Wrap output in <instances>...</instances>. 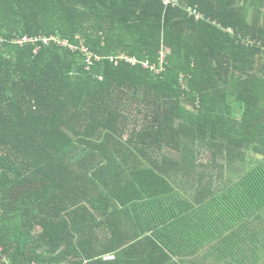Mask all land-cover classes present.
I'll use <instances>...</instances> for the list:
<instances>
[{"label":"trees","instance_id":"1","mask_svg":"<svg viewBox=\"0 0 264 264\" xmlns=\"http://www.w3.org/2000/svg\"><path fill=\"white\" fill-rule=\"evenodd\" d=\"M263 262L264 0H0V264Z\"/></svg>","mask_w":264,"mask_h":264},{"label":"built area","instance_id":"2","mask_svg":"<svg viewBox=\"0 0 264 264\" xmlns=\"http://www.w3.org/2000/svg\"><path fill=\"white\" fill-rule=\"evenodd\" d=\"M165 3L168 4V3H169V0H165ZM36 41H37V40L28 39V38H23L22 40L17 41V43H19V44L22 45L23 43H29V42L35 43ZM43 41H44L45 43L48 42L47 39H44ZM85 52H87V51L85 50ZM146 66H147V64H146ZM107 259H112V258L109 257V258H107Z\"/></svg>","mask_w":264,"mask_h":264},{"label":"rangeland","instance_id":"3","mask_svg":"<svg viewBox=\"0 0 264 264\" xmlns=\"http://www.w3.org/2000/svg\"><path fill=\"white\" fill-rule=\"evenodd\" d=\"M261 264H264V262H263V263H261Z\"/></svg>","mask_w":264,"mask_h":264}]
</instances>
